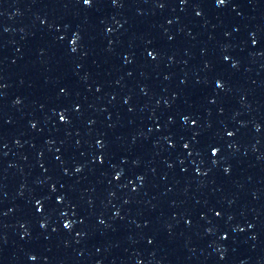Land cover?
<instances>
[{
	"label": "snow or ice",
	"instance_id": "6c2138e0",
	"mask_svg": "<svg viewBox=\"0 0 264 264\" xmlns=\"http://www.w3.org/2000/svg\"><path fill=\"white\" fill-rule=\"evenodd\" d=\"M85 2L87 3V2H88V0H85Z\"/></svg>",
	"mask_w": 264,
	"mask_h": 264
},
{
	"label": "clouds",
	"instance_id": "9594fccd",
	"mask_svg": "<svg viewBox=\"0 0 264 264\" xmlns=\"http://www.w3.org/2000/svg\"><path fill=\"white\" fill-rule=\"evenodd\" d=\"M221 2H223V0H221Z\"/></svg>",
	"mask_w": 264,
	"mask_h": 264
}]
</instances>
